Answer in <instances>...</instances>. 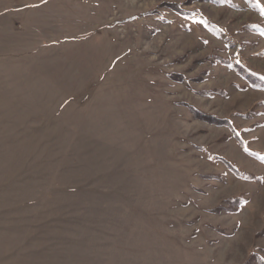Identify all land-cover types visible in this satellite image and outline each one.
Listing matches in <instances>:
<instances>
[{"label":"rangeland","instance_id":"obj_1","mask_svg":"<svg viewBox=\"0 0 264 264\" xmlns=\"http://www.w3.org/2000/svg\"><path fill=\"white\" fill-rule=\"evenodd\" d=\"M226 1L0 0V264H264V0Z\"/></svg>","mask_w":264,"mask_h":264},{"label":"trees","instance_id":"obj_2","mask_svg":"<svg viewBox=\"0 0 264 264\" xmlns=\"http://www.w3.org/2000/svg\"><path fill=\"white\" fill-rule=\"evenodd\" d=\"M252 1L254 4H257L258 2L255 1V0H250ZM226 3L230 4L229 1H226ZM174 12H176L178 15H180L181 17H187V16H191V13L189 12H185V11H182L179 7H177L176 5L172 6ZM251 30H261L260 27L258 25H252L249 27ZM237 68V72H239L245 79L246 81L251 85V86H254L256 84L260 85L261 87L264 88V78L263 77H259V76H256V75H253L252 73H250L247 69L245 68H242L238 63L236 64V67ZM190 110L192 113H194L196 116H198L199 118H201V120H204V121H207L209 122L210 124H215V125H218V126H226L228 125L229 122L225 121V120H221L219 118H216L214 116H208V115H205L204 113H201L197 110H195L193 107H190ZM247 153L251 154V155H254L256 156L255 153H251L250 151L246 150ZM225 163H227L229 165L230 168H232L236 174H239V170L236 169L232 164H230L228 161L225 160ZM240 175V174H239ZM242 176V175H240ZM229 206H233V207H238V206H241L242 205V202L241 201H238V199H233L231 200L229 203ZM232 207V208H233Z\"/></svg>","mask_w":264,"mask_h":264}]
</instances>
